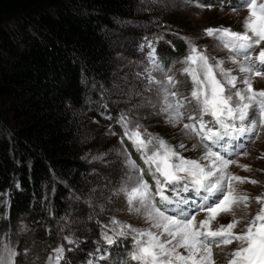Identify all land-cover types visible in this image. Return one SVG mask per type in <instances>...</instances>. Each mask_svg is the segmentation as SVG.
<instances>
[{
  "label": "snow or ice",
  "instance_id": "snow-or-ice-1",
  "mask_svg": "<svg viewBox=\"0 0 264 264\" xmlns=\"http://www.w3.org/2000/svg\"><path fill=\"white\" fill-rule=\"evenodd\" d=\"M241 8L249 12L242 31L223 26L204 30L206 36L216 41V48L227 51V62L236 66L240 76L232 74L233 68L224 67L225 59L198 48L186 36L179 37L189 49L179 69L192 84L187 95L177 89L180 81L170 74L172 67L165 70L156 58L154 41L145 38L151 49L152 65L151 70H146L148 90L156 86L159 112L166 115V122L173 127L182 125L186 137L197 139L198 145L192 147L199 146L203 154L198 159L185 158L177 150L185 149L183 142L174 147L147 129L141 132L142 125L121 115L120 142L124 143V137L131 141L153 183L144 179L145 169L125 152L127 172L118 192L125 197L127 211L142 218L148 227L136 228L113 218L112 226H106L102 236L108 245L130 236L134 246L129 259L135 264H215L213 248L233 243L237 247L228 254L227 264H264V193L256 197L246 193L235 195L233 182L255 185L259 181L229 171L230 165L247 154V148L264 129V89L255 90L252 83L254 77H264V47H260L264 44V2L240 0L232 10ZM163 38L159 35L155 40ZM153 71L162 78L153 76ZM149 104L156 107L151 101ZM259 158H264V153ZM240 167L250 169L249 165ZM184 193H191L199 202ZM253 201L261 207L239 233L233 230L243 217L211 228V222L221 213L231 212L237 205L247 209ZM205 211L209 215L196 222L197 215ZM0 253V264H15L16 251L2 241ZM63 253V247L55 250V264H60Z\"/></svg>",
  "mask_w": 264,
  "mask_h": 264
},
{
  "label": "trees",
  "instance_id": "trees-1",
  "mask_svg": "<svg viewBox=\"0 0 264 264\" xmlns=\"http://www.w3.org/2000/svg\"><path fill=\"white\" fill-rule=\"evenodd\" d=\"M136 15L135 0H0V200L9 225L26 222L43 248L63 242L71 197L96 183L86 100L113 78L110 33ZM120 242L117 264L132 249Z\"/></svg>",
  "mask_w": 264,
  "mask_h": 264
},
{
  "label": "rangeland",
  "instance_id": "rangeland-1",
  "mask_svg": "<svg viewBox=\"0 0 264 264\" xmlns=\"http://www.w3.org/2000/svg\"><path fill=\"white\" fill-rule=\"evenodd\" d=\"M135 1L137 15L130 20L120 21L117 29L110 33L115 58L113 78L108 86L91 85V96L86 100L85 115L93 124L91 133L97 140L95 150H91L88 154L92 172L96 175V183L92 187L91 194L85 197H71V213L59 222L63 242L57 248L64 249L60 264H117L111 257L115 246L117 247L116 243L108 245L102 236V233L107 230L106 226L110 228L111 221L115 218L136 228L148 227L142 218L127 211L125 197L118 192L127 172L124 164L125 152L145 169L144 179L150 184L153 183L146 166L140 159V154L132 147L131 141L124 137L134 153L138 155V159L134 157L131 148L125 145V141L123 144L120 142L122 137L116 133V130L119 127L123 134V128L119 123L122 114L126 115L129 121L142 125L141 132L147 129L148 133L163 138L174 147L183 142L185 149L177 150L185 158L198 159L203 154V149L199 146L195 149L192 147L194 144L198 145L197 139L186 137L181 131L182 125L173 127L166 122V115L159 112L156 86L153 85L152 90H148L146 70H151L152 65L150 63L151 49L145 38L154 41L156 58L165 70L172 67L170 74H174L180 81L177 89L187 95L191 91L192 84L179 69L183 66L180 62L188 55L189 49L185 41L179 37L186 36L198 48L207 49L217 59L226 60L227 51L216 48V41L206 36L204 30L223 26L233 31H242L243 21L249 15L246 8L232 10L239 5L240 0ZM261 2L264 0H258V4ZM197 5H205V7ZM172 33H179V35ZM159 35H163L164 38L155 40V37ZM260 47H264V44ZM167 53L170 54L168 60L163 57V54ZM224 67L233 68V75H242L235 71L236 66L229 64L227 60ZM152 75L157 79L162 78L159 72L153 71ZM252 83L255 90L264 89V77H254ZM149 101L156 107L153 108ZM251 115L252 110L249 112L250 118ZM205 119L209 118L205 117ZM184 122H188L187 119ZM129 126L131 127V124ZM262 153H264V129L260 131L259 138L247 148V154L236 158V163L229 168L231 173L259 181V183L253 185L233 182L236 189L235 195L246 193L250 197H256L264 193V158H259ZM240 165H249L250 169L244 170ZM183 195L199 202L198 198L193 197L191 193ZM80 205L83 210L79 209ZM260 207L261 205L254 201L247 209L237 205L231 212L218 215L211 222V228L216 229L222 224L227 225L233 219L243 217L241 223L233 230L239 233ZM3 209H6L7 213L3 212ZM8 209L9 199L0 200V241L16 251L15 264H55L57 248H43L38 243L34 230L26 222L18 227L10 226ZM208 215L206 211L200 212L196 222L205 219ZM69 240L74 243H69ZM118 241H121V244L129 241L132 248L134 246L130 236ZM236 247L237 245L233 243L213 248L215 264H227L230 259L228 254ZM180 251L184 250L180 249ZM129 264H135V262L129 259Z\"/></svg>",
  "mask_w": 264,
  "mask_h": 264
},
{
  "label": "bare ground",
  "instance_id": "bare-ground-1",
  "mask_svg": "<svg viewBox=\"0 0 264 264\" xmlns=\"http://www.w3.org/2000/svg\"><path fill=\"white\" fill-rule=\"evenodd\" d=\"M116 247V246H115Z\"/></svg>",
  "mask_w": 264,
  "mask_h": 264
}]
</instances>
